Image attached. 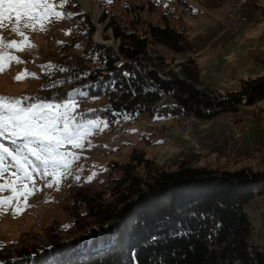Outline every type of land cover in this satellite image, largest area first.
I'll use <instances>...</instances> for the list:
<instances>
[{
  "label": "trees",
  "instance_id": "obj_1",
  "mask_svg": "<svg viewBox=\"0 0 264 264\" xmlns=\"http://www.w3.org/2000/svg\"><path fill=\"white\" fill-rule=\"evenodd\" d=\"M252 1L264 18V0ZM200 2L219 8L223 0ZM147 3L153 11V1ZM75 8L80 23L90 25L89 38L94 26ZM133 8L136 12L138 5ZM168 16L164 13L163 23L147 21L141 33L134 24L138 19L119 22L104 12L101 21L109 19L118 50L92 41L79 48L76 42L66 44L53 65L68 71L51 68L34 99L62 102L77 88L87 94L78 96L84 104L80 117L111 122L123 114L155 112L212 119L236 110L237 103L251 105L264 98V76L243 80L237 91L223 94L202 80L194 57L176 63L152 51L156 45L176 52L189 49L186 28H176ZM169 95L177 104L164 108L162 100ZM93 99L101 102L89 105ZM92 186L72 185L63 206L71 223L80 231L89 228L83 236L91 237L69 242L52 233L51 246L27 244L14 254H0V264H264V250L251 242L254 225L246 209L264 193V171L211 170L187 161L164 170L135 149L127 161L109 162L107 175L96 184L99 189Z\"/></svg>",
  "mask_w": 264,
  "mask_h": 264
},
{
  "label": "rangeland",
  "instance_id": "obj_2",
  "mask_svg": "<svg viewBox=\"0 0 264 264\" xmlns=\"http://www.w3.org/2000/svg\"><path fill=\"white\" fill-rule=\"evenodd\" d=\"M89 1L92 9L97 6L100 10L97 19L91 11H86L85 0H70V3L75 4L74 8L68 5L66 9L74 13L71 18H53L51 23L46 24L45 31L39 30V27L35 31L25 30L30 43L36 47L25 48L23 52L6 49L20 56L25 63H6L5 71L0 73V95L21 99L24 106L40 101L63 103L73 100L78 103V120L103 121L107 126L101 124L99 128H93L82 149H71L80 159L72 163V174L62 176L58 185L53 183L52 187H46L45 184L52 181L53 177L41 178L39 174H34L35 187L40 190L27 197L28 207H24V197H20L19 207L23 211L19 215H13V209L17 207L15 200L11 206L0 208L1 255L14 254L16 249L27 244L51 246L52 233L59 235L60 241L69 242L91 237L83 236L84 231L89 228L80 231L77 224L71 223L68 208L63 207L64 199L72 185L84 183L99 189L96 184L107 175L109 162H125L135 149L144 151L145 158L149 159L154 167L164 170H175L180 162L187 161L192 166L207 167L211 170L264 171V98L251 105L237 103L236 110L221 112L212 119L180 116L173 112H155L138 116L123 114L111 122L105 118H81L84 104L79 98L72 96L76 92L70 91V98L62 102L34 99L43 90V75L49 74L51 70L42 66L49 63L53 65L59 58L55 56L66 44L76 42L78 45H86L89 44L88 41H92L118 50L120 42L108 27L109 19L101 21L106 11L119 22L130 23L134 18L138 19L134 24L139 26L141 33L144 32L147 21L163 23L164 13L170 15L171 17H168L173 26L178 29L186 28L189 49L176 52L163 45H156L152 51L156 50V53H160L168 61L174 60L176 63L194 57L205 83L223 94L237 91L243 80L264 76V18L258 16L252 0H249L244 8H240L245 22H240L237 27L222 24L229 18V12L238 10L237 6L233 7L236 0H223L219 8L205 7L200 0H185L188 6L180 4L178 0ZM148 1H153V11L149 10ZM134 5H138L136 12ZM141 5L145 6L143 10H139ZM76 6L79 12L86 16L85 20H90L94 26L89 38L87 31L90 25L87 27L75 17L78 13ZM10 27L11 25L6 24L3 29L4 38L20 40L21 37L12 33ZM99 33L100 37L96 39ZM25 69L29 73H35L37 78L25 76L21 81H16L14 77ZM171 69L174 72L179 71L175 64L171 65ZM197 88L201 90L205 88V84H198ZM80 94L83 93L78 89L77 95ZM162 101L164 108L177 104L171 95ZM99 102L100 99H93L88 103L93 105ZM0 143L14 149L21 141L17 140L16 144H12L10 140L0 139ZM8 163L6 160V166ZM143 170L144 168L140 169ZM5 177H8L7 171ZM2 195L7 196L10 193L5 191ZM246 209L254 225L251 242L264 250V193L256 195L246 205ZM53 227L54 232H51Z\"/></svg>",
  "mask_w": 264,
  "mask_h": 264
},
{
  "label": "snow or ice",
  "instance_id": "obj_3",
  "mask_svg": "<svg viewBox=\"0 0 264 264\" xmlns=\"http://www.w3.org/2000/svg\"><path fill=\"white\" fill-rule=\"evenodd\" d=\"M69 3L70 0H57L55 3L53 0H0V73L5 71L6 63H25L20 56L6 49L23 52L25 48L36 47L30 43L25 30L35 31L39 27L45 31L46 24L53 18H71L74 13L66 10ZM6 24L11 25L10 31L21 37L20 40L4 38L2 31ZM42 67L68 71L51 63ZM25 76L37 78L35 73L25 69L14 79L21 81ZM77 108L78 103L73 100L63 103L40 101L24 106L21 99L0 95V139L10 140L12 144L21 141L14 149L0 143V181H3L0 182V208L11 206L15 200L17 207L13 209V215H19L23 211L19 207L21 196L24 197V207H28L27 197L40 190L35 187L34 174L41 178L53 177L45 184L49 188L53 183L58 185L62 176L72 174L70 167L80 156L71 149H82L93 128H99L101 124L107 126L103 121L78 120ZM6 160L9 161L7 166ZM6 171L8 177H5ZM5 191L10 195H2Z\"/></svg>",
  "mask_w": 264,
  "mask_h": 264
},
{
  "label": "bare ground",
  "instance_id": "obj_4",
  "mask_svg": "<svg viewBox=\"0 0 264 264\" xmlns=\"http://www.w3.org/2000/svg\"><path fill=\"white\" fill-rule=\"evenodd\" d=\"M238 1H244V0H236V2H238ZM236 2H235V4H234V6L233 7H236ZM91 4H90V1L89 0H85V9H86V11H91L92 12V14H93V16H94V18L95 19H97L98 18V16H99V13H100V10L98 9V7L96 6V7H94L93 9L91 8V6H90ZM238 8V10L237 11H235V15H241L240 14V8H242V7H237ZM101 9V8H100ZM234 11H232V12H229L228 13V16H229V18L227 19V20H224L223 22H222V24L224 25V26H226L227 24L229 25V27L231 26L230 24H229V22L231 21V14L233 13ZM98 21V20H97ZM240 22H245V20L243 19V18H240V21L238 22V24L235 26V27H237L239 24H240ZM98 23V22H97ZM97 37H100V33L96 36V39H97ZM99 39V38H98Z\"/></svg>",
  "mask_w": 264,
  "mask_h": 264
},
{
  "label": "built area",
  "instance_id": "obj_5",
  "mask_svg": "<svg viewBox=\"0 0 264 264\" xmlns=\"http://www.w3.org/2000/svg\"><path fill=\"white\" fill-rule=\"evenodd\" d=\"M247 2H248V0L238 1V2H236V6L237 7H243ZM240 18H242V15H235V11H234L231 14V21L229 22L231 27L236 26L238 24V22L240 21Z\"/></svg>",
  "mask_w": 264,
  "mask_h": 264
},
{
  "label": "crops",
  "instance_id": "obj_6",
  "mask_svg": "<svg viewBox=\"0 0 264 264\" xmlns=\"http://www.w3.org/2000/svg\"><path fill=\"white\" fill-rule=\"evenodd\" d=\"M256 13H257V12H256ZM257 14H258V13H257ZM258 16H260V15L258 14ZM215 39H216V38H215ZM210 44H211V43H210ZM210 44H209V45H210ZM211 45H213V44H211ZM206 47H208V46H206ZM206 47H205V49H206Z\"/></svg>",
  "mask_w": 264,
  "mask_h": 264
}]
</instances>
